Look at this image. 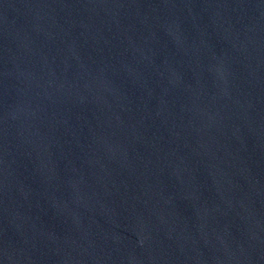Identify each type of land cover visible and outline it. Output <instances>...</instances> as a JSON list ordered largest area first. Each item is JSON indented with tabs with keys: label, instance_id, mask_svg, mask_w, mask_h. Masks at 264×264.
I'll use <instances>...</instances> for the list:
<instances>
[{
	"label": "water",
	"instance_id": "95a60500",
	"mask_svg": "<svg viewBox=\"0 0 264 264\" xmlns=\"http://www.w3.org/2000/svg\"><path fill=\"white\" fill-rule=\"evenodd\" d=\"M0 264H264V0H0Z\"/></svg>",
	"mask_w": 264,
	"mask_h": 264
}]
</instances>
